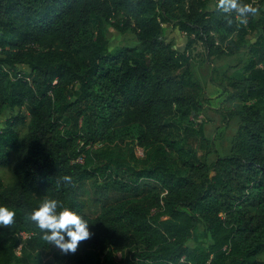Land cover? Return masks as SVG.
<instances>
[{"label": "trees", "instance_id": "trees-1", "mask_svg": "<svg viewBox=\"0 0 264 264\" xmlns=\"http://www.w3.org/2000/svg\"><path fill=\"white\" fill-rule=\"evenodd\" d=\"M238 2L257 9L243 23L220 0H0V117L18 111L0 128V168L23 155L12 182L0 178V206L15 212L0 264H264V0ZM109 30L136 45L109 51ZM197 43L208 60L247 47L242 78L210 73L216 98L241 104L224 116L237 126L226 156L199 119L211 99ZM85 183L100 193L94 217ZM45 200L90 224L75 253L31 221Z\"/></svg>", "mask_w": 264, "mask_h": 264}, {"label": "rangeland", "instance_id": "rangeland-1", "mask_svg": "<svg viewBox=\"0 0 264 264\" xmlns=\"http://www.w3.org/2000/svg\"><path fill=\"white\" fill-rule=\"evenodd\" d=\"M167 39L175 42L176 49L179 52L184 51L187 44V37L177 31L169 30L167 32ZM109 41V51H112L118 47H134L136 42L132 35L122 36L114 30H109L107 34ZM247 47L243 48V51L232 48V53L222 55L217 58H210L208 60L206 50L201 45V43L195 44L190 49V55L192 57V69L194 74L202 83L208 97L211 99L209 106L211 109H207L203 116L199 119L204 121L206 135L213 138L215 141V148L221 156H226L229 154L231 148L232 140L236 134L237 126L234 121H231L229 125H226L224 116L228 112H236L240 110V103H222L221 100L216 98V89L213 83L210 81V73L214 69L220 77L223 75L240 79L243 77L241 70V61H245L248 58ZM18 111L10 112L5 111L0 117V128L4 123L11 117L16 116ZM21 114H25L23 109L20 110ZM29 123V118H26V122L20 125L17 129L20 139H23L27 133V125ZM141 149L135 147L134 151L137 157L140 158ZM23 159L22 153L15 151L10 155V163L6 168H0V178L5 185H9L13 180V174L16 170L17 165ZM99 194L96 195L95 190L90 183H85L80 191V200L84 203L87 214L90 217H94L98 213L99 205L101 204V199H99ZM117 194L113 191H108L106 197L112 202L114 199L112 197H117ZM119 258V255L117 256ZM264 261V254L262 253L259 258Z\"/></svg>", "mask_w": 264, "mask_h": 264}, {"label": "clouds", "instance_id": "clouds-1", "mask_svg": "<svg viewBox=\"0 0 264 264\" xmlns=\"http://www.w3.org/2000/svg\"><path fill=\"white\" fill-rule=\"evenodd\" d=\"M219 8L224 12L235 11L241 22L257 12V9L241 4L238 0H220ZM55 200H45L30 216L32 222L41 230L42 238L52 247L64 254L75 253L82 241L88 240L92 233L89 223L74 211L64 208ZM15 212L7 207L0 206V226H9L14 223Z\"/></svg>", "mask_w": 264, "mask_h": 264}, {"label": "built area", "instance_id": "built-area-1", "mask_svg": "<svg viewBox=\"0 0 264 264\" xmlns=\"http://www.w3.org/2000/svg\"><path fill=\"white\" fill-rule=\"evenodd\" d=\"M140 151H141L140 157L143 158V152H142V150H140ZM31 236H32V234H29V233H26V232H21V233H19V234L17 235V238H19V239H21L22 241H24V240L30 238ZM20 248H21V246H19V247L15 250V254H16V256H19V254H20Z\"/></svg>", "mask_w": 264, "mask_h": 264}]
</instances>
